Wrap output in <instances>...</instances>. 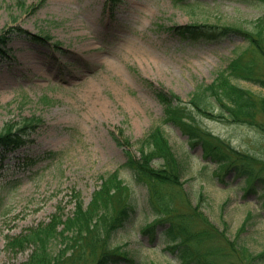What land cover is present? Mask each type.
Wrapping results in <instances>:
<instances>
[{
	"label": "rangeland",
	"instance_id": "1",
	"mask_svg": "<svg viewBox=\"0 0 264 264\" xmlns=\"http://www.w3.org/2000/svg\"><path fill=\"white\" fill-rule=\"evenodd\" d=\"M261 2L186 0L181 7L173 0H122L110 12L112 0H0V37L8 32L10 39L0 54V134L6 124L23 117L43 121L23 147L0 150V264L29 260L33 247L10 251L8 240L48 223L61 208L70 216L74 192L87 205L100 178L115 171L129 186L137 212L113 238L114 247L137 264H182L162 241L164 226L156 228L155 238L142 233L156 224V216L147 188L124 167L126 148L112 134L122 131L119 139L129 140L139 156L138 140L155 126L166 132L183 165V187L192 205L198 204L205 220L223 232L195 251L204 253L208 264H264V256H258L264 253L259 195L248 194L245 183L238 187L234 174L217 176L214 164L206 167L209 161L200 145L189 144L178 127L164 121L166 107L154 93L162 87L188 101L197 86L211 83L246 47L235 34L217 41L183 40L170 32L172 25L247 29L264 15ZM12 29L49 41L13 34ZM237 83L264 97V88ZM196 119L238 151L250 153L249 161L264 162V133L258 127L198 114ZM254 120L264 125V112L259 110ZM175 205L192 213L181 199ZM249 213L252 218L241 231ZM193 220V231L209 227L204 219ZM62 247L54 243L51 249ZM68 248L79 252L85 247L75 242ZM95 250H86L77 263L94 264Z\"/></svg>",
	"mask_w": 264,
	"mask_h": 264
},
{
	"label": "trees",
	"instance_id": "2",
	"mask_svg": "<svg viewBox=\"0 0 264 264\" xmlns=\"http://www.w3.org/2000/svg\"><path fill=\"white\" fill-rule=\"evenodd\" d=\"M173 1L181 7L186 6L184 3L186 0ZM261 1L264 3V0ZM170 32L188 40L217 41L234 34L244 39L246 47L243 51L230 60L225 69L218 72L211 84L197 86L188 104L184 103L178 95L162 89H156L155 95L166 107V121L178 126L183 134L188 136L191 145L202 147L204 157L217 165V171H215L217 175L230 172L242 180L241 184H246L247 192L259 193L264 197V162L258 158L254 162L249 161L250 157L247 153L238 151L219 135L201 126L196 119V114H198L216 121L249 123L264 133V125L254 120L259 110L264 112V97L253 94L237 83L247 81L264 88V15L253 23L251 22L247 29L193 22L183 26L173 25L170 27ZM7 34L8 32H5L0 37V53L4 52L3 47L10 40L7 39ZM32 38L47 39L39 35H32ZM55 48H60V44L56 43ZM41 122L40 118L32 116L24 117L17 123L6 124L0 134V148L9 150L21 147L26 137ZM125 144L129 145L128 142ZM139 146L140 157L136 158L128 153L125 166L133 171L139 183L147 185L152 194L150 202L153 208L169 216L171 227L167 229V233L174 234L176 231L175 234L179 236L174 241L180 240L172 249L178 252L184 264H208L203 258L205 254L196 252L194 247L203 245L216 232L210 222L205 220L198 205L192 208V213L177 212L175 200L183 199L190 208L191 201L182 189L183 165L173 151L164 130L161 127H154L139 141ZM177 189H181L179 195L176 192ZM127 191L128 187L119 180L117 175L108 177L104 180L101 189L94 194L88 210L85 211L81 203H78L76 218L63 221L55 216L50 223L31 228L25 235L12 238L7 247L10 250H17L29 244L36 246V251L31 258L22 264H65L63 262L65 257L60 259V253L58 257L50 254L49 247L52 241L60 240L61 237L62 243L70 245L74 240L66 236L65 232L85 234L86 240L94 234L92 242L102 243V252L97 264L117 263L121 257H125L109 250V239L135 212L134 204L124 196ZM261 206L264 209V200ZM195 216L204 219L210 226L193 231ZM251 218L252 214H249L241 231L245 230ZM61 224L65 227L60 232L58 227Z\"/></svg>",
	"mask_w": 264,
	"mask_h": 264
}]
</instances>
